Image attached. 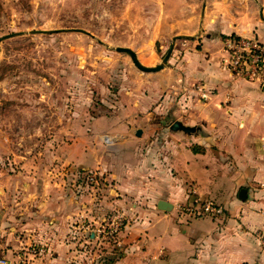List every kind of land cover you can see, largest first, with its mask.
Instances as JSON below:
<instances>
[{
	"label": "crops",
	"instance_id": "0c3cea01",
	"mask_svg": "<svg viewBox=\"0 0 264 264\" xmlns=\"http://www.w3.org/2000/svg\"><path fill=\"white\" fill-rule=\"evenodd\" d=\"M260 11L245 27L207 5L217 35L183 38L164 69L123 78L98 114L90 98L79 110L72 97L76 107L46 125L49 139L13 160L21 170L2 189L0 261L97 264L76 251L71 227L109 217L125 224L124 250L104 264H264V88L233 77L223 51L229 35L264 44ZM175 122L193 131L173 130ZM89 173L101 176L96 190L84 186ZM194 197L224 214L183 216L178 206ZM161 201L172 209L161 210ZM32 245L48 253L34 257Z\"/></svg>",
	"mask_w": 264,
	"mask_h": 264
},
{
	"label": "rangeland",
	"instance_id": "374dc122",
	"mask_svg": "<svg viewBox=\"0 0 264 264\" xmlns=\"http://www.w3.org/2000/svg\"><path fill=\"white\" fill-rule=\"evenodd\" d=\"M204 5L245 27L264 10V0H0V209L7 207V175L21 170L13 160L49 139L45 130L57 114L76 107L72 97L79 110L90 98L98 114L99 104L109 106L102 100L118 97L123 78L143 74L111 48H130L155 67L175 37L217 35L202 17Z\"/></svg>",
	"mask_w": 264,
	"mask_h": 264
},
{
	"label": "built area",
	"instance_id": "2783aa9c",
	"mask_svg": "<svg viewBox=\"0 0 264 264\" xmlns=\"http://www.w3.org/2000/svg\"><path fill=\"white\" fill-rule=\"evenodd\" d=\"M224 63L233 77L244 79L264 88V44L256 37L229 35L223 39ZM101 176L89 173L84 186L96 190L102 185ZM178 211L189 219L210 217L218 218L224 214L223 208L212 200L194 197L190 202L178 206ZM125 224L121 219L105 217L97 225L81 221L71 227L70 241L76 251L85 258L95 259L104 264L110 254L121 255L124 250L121 233ZM260 247L264 252V236L260 237ZM28 252L34 257L48 253L45 246L32 245ZM24 264V259L21 258ZM6 264V261H0Z\"/></svg>",
	"mask_w": 264,
	"mask_h": 264
},
{
	"label": "water",
	"instance_id": "95a60500",
	"mask_svg": "<svg viewBox=\"0 0 264 264\" xmlns=\"http://www.w3.org/2000/svg\"><path fill=\"white\" fill-rule=\"evenodd\" d=\"M204 11H205V5L203 6V10H202V17H204ZM260 16L261 18L264 20V15H263V11L261 10L260 11ZM67 31H71V32H82L84 34H87L89 36H92L91 34H89L88 32L84 31V30H79V29H72V30H67ZM47 33H51V32H47ZM9 36H6L4 38H2V40L8 38ZM185 37H181V36H178V37H175L173 39V44L171 45L169 51L167 52L166 56L164 57V59L162 60V63L159 64L158 66L156 67H153V68H150V67H146L144 66L143 64H141L137 58V54L130 48H125V47H116V48H111L112 50L118 52V53H125L127 54L133 64L135 65V67L137 69H139L140 71L144 72V73H155V72H158L162 69H164L168 63V60L172 54V51H173V48H174V44L177 40H180V39H183ZM172 129L173 130H176V131H183V132H187V133H190L192 132L193 130L191 128H188V127H185L182 125L181 122H175L172 126ZM246 197V191L245 190H242L241 193H240V198L241 199H245ZM159 208L161 210H164V211H170L172 209V205L167 203V202H164V201H161L159 203Z\"/></svg>",
	"mask_w": 264,
	"mask_h": 264
}]
</instances>
